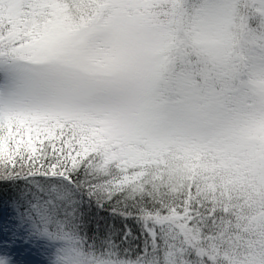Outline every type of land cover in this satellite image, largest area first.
<instances>
[{"label": "rangeland", "instance_id": "obj_1", "mask_svg": "<svg viewBox=\"0 0 264 264\" xmlns=\"http://www.w3.org/2000/svg\"><path fill=\"white\" fill-rule=\"evenodd\" d=\"M8 1L7 6L1 7L12 25L9 35L19 38L29 26L34 31L52 24L61 38L83 46L69 47L43 60H36L21 49L4 55L5 59L17 61L22 73H43L46 77L31 89L0 96V120L4 123L6 117L29 110L43 118L76 121L83 123L85 133L106 137L109 145L149 150L151 159L171 147L207 144L215 150L223 144L225 156L232 150L238 152L233 155L234 165L244 164L240 160L253 152L254 144L263 141L259 131L249 136L247 126L239 119L242 114L235 110L238 102L246 98L245 89L251 83L245 79V83L238 82V87L234 81L242 64L237 54L235 61L233 53L241 48L243 59L251 58L253 73L264 75L262 50L252 49L264 41V0H170L176 4L178 1L177 8L171 3L175 12L162 6V15L155 19L142 12L149 0H101L100 6L93 1L96 5L86 16L78 8L69 16L63 7L48 0ZM22 1L31 4L23 7ZM185 56L198 61L204 57L201 59L205 62L201 63H206L209 71L214 67L219 92L209 84L205 97L200 99L197 86L178 71L175 76L167 74L174 76L175 98L169 92L165 95L161 84L165 69L173 71V62L183 68L179 61ZM57 62L63 70L49 71V66ZM9 82L10 74L2 68L0 85ZM262 82L256 91L251 90L264 105ZM250 115L252 120L258 119L253 125L264 128L263 111ZM132 149L129 152L133 155ZM263 179L260 183H264ZM0 230L10 232L13 240L27 246L22 255L30 256L32 264H70L51 246L57 238L55 241L50 236L42 246L40 234H30L25 226L17 228L3 209ZM196 234L193 237L199 241ZM203 254L209 255L211 264H240L210 252L196 255L201 258ZM245 264L264 261L254 258Z\"/></svg>", "mask_w": 264, "mask_h": 264}, {"label": "trees", "instance_id": "obj_2", "mask_svg": "<svg viewBox=\"0 0 264 264\" xmlns=\"http://www.w3.org/2000/svg\"><path fill=\"white\" fill-rule=\"evenodd\" d=\"M48 1L63 7L69 16L77 8L86 16L96 5L93 1L99 6L102 2ZM8 2L0 0V29L11 25L1 7ZM25 3L30 2L22 1L23 7ZM171 3L175 2L149 0L142 12L155 19L162 15V6L175 12ZM33 4L36 6L35 1ZM238 22L242 23L239 15ZM255 48H261L264 59V41ZM235 52V61L237 54L242 67L234 81L238 87L247 79L251 83L245 89L246 98L235 110L242 114L239 119L247 126L249 136L259 131L263 140L240 160L246 167L234 165L233 155L238 152L232 150L225 156L223 144L215 150L207 144L171 147L151 159L149 150L109 145L103 135L100 138L85 133L83 123L66 121L73 122L71 127L79 137L86 161L70 178L13 173L0 166V211L6 209L17 228L25 226L30 234H40L42 246L50 236L55 241L57 238L51 246L70 264H211L209 255L200 258L198 252H210L240 264L251 263L254 258L264 261V183H260L264 178V128L253 125L258 119L252 120L250 115L263 111L264 116V105L251 90L263 84L264 75L253 73L251 58L243 59L241 48ZM4 55L0 52V59H5ZM183 58L179 61L183 68L173 62V71L165 69L162 75L165 95L169 92L175 98L172 79L178 71L197 86L200 99L205 97L209 84L219 92L214 67L209 71L210 67L201 63L204 57L200 61ZM39 118L43 117L29 110L6 117L5 125ZM134 154L139 158L135 159ZM216 262L220 261L216 258Z\"/></svg>", "mask_w": 264, "mask_h": 264}, {"label": "snow or ice", "instance_id": "obj_3", "mask_svg": "<svg viewBox=\"0 0 264 264\" xmlns=\"http://www.w3.org/2000/svg\"><path fill=\"white\" fill-rule=\"evenodd\" d=\"M31 26H29V29ZM25 29L19 34L9 35L11 25L0 29V52L10 56L13 49H21L36 60L48 58L69 47L80 48L83 44L69 43L53 30L49 24L43 30ZM86 43V42H84ZM0 68L10 74V82L0 85V96L12 94L19 89H31L46 77L43 73H22V66L15 60L0 59ZM60 63H53L49 71H62ZM20 75V79L17 76ZM71 123L57 119H21L7 125L0 120V166L13 173L26 171L51 177L70 178L71 173L83 164L87 157L81 155L82 145L78 143ZM6 214V209L4 210ZM27 246L13 240L10 232L0 230V264H32V258L22 255Z\"/></svg>", "mask_w": 264, "mask_h": 264}]
</instances>
